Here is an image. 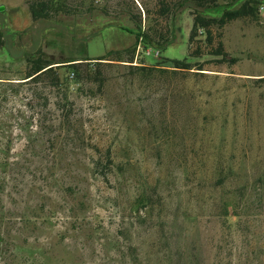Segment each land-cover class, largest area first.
I'll return each instance as SVG.
<instances>
[{"label": "rangeland", "instance_id": "1", "mask_svg": "<svg viewBox=\"0 0 264 264\" xmlns=\"http://www.w3.org/2000/svg\"><path fill=\"white\" fill-rule=\"evenodd\" d=\"M157 1L0 0V264H264V0H217L251 14L191 46ZM129 12L176 40L136 44Z\"/></svg>", "mask_w": 264, "mask_h": 264}, {"label": "trees", "instance_id": "2", "mask_svg": "<svg viewBox=\"0 0 264 264\" xmlns=\"http://www.w3.org/2000/svg\"><path fill=\"white\" fill-rule=\"evenodd\" d=\"M72 0H26V3L28 4L29 11L31 14V17L34 21L38 20H49L53 17H56L61 14L65 15H71V14H77L78 12L82 11L81 4H72ZM240 0H233V3H237ZM218 3L217 0H179L177 3H171L167 0H158L156 2V8L158 11V14L161 16H170L172 18V21L176 18L177 15L181 14L186 9H191L193 11V27L191 29L190 35H189V45H193L194 39L197 36L198 29H205V35H206V43L211 44L213 41V28L216 27L217 29L224 28L228 23L241 19L244 17L249 16L250 9H248V1L244 2L240 7L236 9H225L221 16L219 17H208L205 16V13L207 12H213L216 9H218ZM95 7L93 3L90 4L88 10L92 11ZM102 11L105 14H108L107 8H103ZM144 13L149 15V10L144 9ZM129 18L135 23L136 30H130L125 29L128 33H131L135 35L136 37V44H143L144 48L154 47L156 49L166 50L169 46H171L174 41L176 40V36L172 34V37H165L158 35V33H154L155 37H158L157 39L153 37V35L143 27L142 25V14L139 13H133L129 12ZM158 35V36H157ZM6 45V38L5 34L2 30H0V49L4 48ZM201 49V47H200ZM136 50V47L128 48L122 51H116V52H108L106 56H112L116 55V57L119 59L122 54H134ZM224 55V47L222 42H219V47L217 50H215L214 53H204V52H194V56H200V55ZM193 55V54H192ZM104 56V57H106ZM98 59H105V58H98ZM133 59V56L131 55V58ZM86 60H89V58H86ZM27 62L30 64V69L28 72V79H33L40 75L43 70L48 68L52 65L49 61L42 60L38 58L35 61L27 60ZM132 62V61H130ZM174 63L176 65H179L181 63L180 60H175ZM71 66L76 65V63L70 64ZM201 69V68H200Z\"/></svg>", "mask_w": 264, "mask_h": 264}, {"label": "water", "instance_id": "3", "mask_svg": "<svg viewBox=\"0 0 264 264\" xmlns=\"http://www.w3.org/2000/svg\"><path fill=\"white\" fill-rule=\"evenodd\" d=\"M4 5H0V12H2L4 10Z\"/></svg>", "mask_w": 264, "mask_h": 264}, {"label": "built area", "instance_id": "4", "mask_svg": "<svg viewBox=\"0 0 264 264\" xmlns=\"http://www.w3.org/2000/svg\"><path fill=\"white\" fill-rule=\"evenodd\" d=\"M149 54V53H148Z\"/></svg>", "mask_w": 264, "mask_h": 264}]
</instances>
